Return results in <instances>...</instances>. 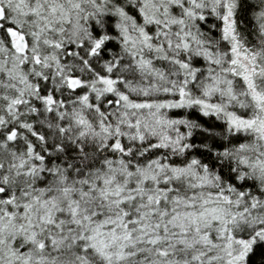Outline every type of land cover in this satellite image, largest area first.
<instances>
[{
  "label": "snow or ice",
  "instance_id": "1",
  "mask_svg": "<svg viewBox=\"0 0 264 264\" xmlns=\"http://www.w3.org/2000/svg\"><path fill=\"white\" fill-rule=\"evenodd\" d=\"M0 264H264V0H0Z\"/></svg>",
  "mask_w": 264,
  "mask_h": 264
}]
</instances>
